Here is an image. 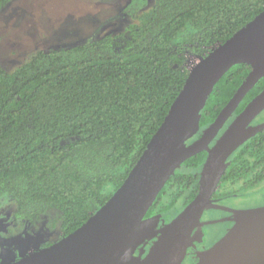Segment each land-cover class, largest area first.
<instances>
[{
  "label": "trees",
  "instance_id": "trees-1",
  "mask_svg": "<svg viewBox=\"0 0 264 264\" xmlns=\"http://www.w3.org/2000/svg\"><path fill=\"white\" fill-rule=\"evenodd\" d=\"M12 1L0 0V11ZM263 11L264 0H131L123 12L132 22L122 33L39 51L12 71L0 65V202L13 204L17 219L48 217L62 237L76 231L128 178L182 91L189 57L205 56ZM251 71L238 64L223 76L187 145ZM263 90L264 77L235 118ZM208 155L181 165L145 220L165 227L196 198ZM228 162L215 196L263 184L264 130Z\"/></svg>",
  "mask_w": 264,
  "mask_h": 264
},
{
  "label": "water",
  "instance_id": "water-1",
  "mask_svg": "<svg viewBox=\"0 0 264 264\" xmlns=\"http://www.w3.org/2000/svg\"><path fill=\"white\" fill-rule=\"evenodd\" d=\"M238 64L250 65V75L216 121L187 145L211 92ZM188 70L186 83L163 124L110 200L53 245L2 264H182L194 242L195 229L206 224L202 218L208 209L232 211L235 225L203 252L196 264H264V206L231 210L213 199L230 156L264 130V122L252 125L264 111L263 90L218 138L246 95L264 77V11ZM206 149L209 155L196 198L154 236L157 240L144 258L130 253L143 221L168 181L184 162Z\"/></svg>",
  "mask_w": 264,
  "mask_h": 264
},
{
  "label": "rangeland",
  "instance_id": "rangeland-1",
  "mask_svg": "<svg viewBox=\"0 0 264 264\" xmlns=\"http://www.w3.org/2000/svg\"><path fill=\"white\" fill-rule=\"evenodd\" d=\"M128 1L13 0L0 11V65L12 71L39 51L71 47L103 35L122 33L132 22L123 12ZM197 62V57H189L187 68ZM0 203L2 262L16 261L41 249L47 239L43 235L36 236L31 228L17 229L10 224L7 220L15 206L6 201ZM224 204L238 209L262 207L264 184L250 194L227 199ZM159 227L153 219L143 221L136 242L146 240ZM216 232L214 229L210 234L214 239Z\"/></svg>",
  "mask_w": 264,
  "mask_h": 264
},
{
  "label": "flooded vegetation",
  "instance_id": "flooded-vegetation-1",
  "mask_svg": "<svg viewBox=\"0 0 264 264\" xmlns=\"http://www.w3.org/2000/svg\"><path fill=\"white\" fill-rule=\"evenodd\" d=\"M146 1H147V4L150 6L153 4L154 0H146ZM130 2H131V0H129L127 2V4ZM234 115H235V113L233 114L232 118L225 125L224 130H226L227 127L233 122V120L235 119ZM263 116H264V111L252 122V125H256V124L264 122L262 120ZM215 143L216 142L212 143V146ZM247 194H250V192H248ZM241 195H243V194L240 192H236V193H233L231 195L221 194V196H215V194H214L213 199L218 204H220V205H222L228 209H231V210H247V209H238V208L233 207V206H226L224 204V201H226L227 199H230L233 197L238 198ZM0 206H2V205H0ZM251 209H253V208H251ZM15 212L16 211L14 210V212L10 213V218L7 221H10L9 223L10 224L12 223L13 225H15L17 227V229L21 228V227L22 228L28 227V228H31L33 230V232L36 234V236L43 235L47 240H46L45 244L43 245V247H41V249L48 247V246H51L54 243H56L57 241H59L61 238H63L62 234H60L58 232L57 228L54 227L53 221H51L48 217L41 218L40 220H36V221L31 222V221H26V220H22V219H17L14 216L15 214L13 215V213H15ZM234 219H235V214L232 211H225V210H221V209H208V210H206V212L204 213V216L202 218V222L206 223V224L203 227H198L195 229L194 234H193L194 242L190 246L189 251H188V255L182 264H196V263H198L200 260L201 254L203 252L207 251L208 249L212 248L218 241H220L234 227V225H235ZM163 228L164 227L158 228L157 231H155V233L153 235H151L149 238H147L144 241L138 240L139 243L136 242V238H135L134 241L132 242L131 246H130L129 252L134 253L135 255H140L142 258H144L150 252L152 246L154 245V243L157 240V238L154 236ZM201 228L203 229L204 233H202L203 231L201 230ZM214 229H217V232L213 235V236H215V239L210 236L212 230H214ZM54 235H56L57 238L56 237L54 238ZM2 247L0 249L1 264L3 263L2 262V257H3Z\"/></svg>",
  "mask_w": 264,
  "mask_h": 264
}]
</instances>
